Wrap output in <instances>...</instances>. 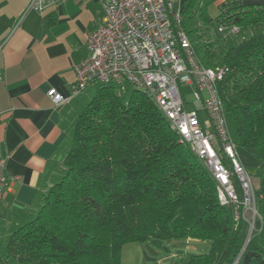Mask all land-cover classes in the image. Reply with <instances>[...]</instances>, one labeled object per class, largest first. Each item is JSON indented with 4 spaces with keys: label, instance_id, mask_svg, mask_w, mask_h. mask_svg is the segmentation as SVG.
I'll return each mask as SVG.
<instances>
[{
    "label": "trees",
    "instance_id": "16d2710c",
    "mask_svg": "<svg viewBox=\"0 0 264 264\" xmlns=\"http://www.w3.org/2000/svg\"><path fill=\"white\" fill-rule=\"evenodd\" d=\"M215 2L214 21L236 25V34L212 36L209 22L196 31L200 1L183 3L181 24L202 62L224 67L218 90L236 150L257 162L250 175L262 195L260 247L236 264H264V1ZM95 86L74 121L61 178L10 235L0 264H120L123 244L146 240L169 251L171 264H232L241 226L218 202L208 170L145 93ZM192 239L207 240L209 250L175 254L167 246Z\"/></svg>",
    "mask_w": 264,
    "mask_h": 264
},
{
    "label": "built area",
    "instance_id": "2783aa9c",
    "mask_svg": "<svg viewBox=\"0 0 264 264\" xmlns=\"http://www.w3.org/2000/svg\"><path fill=\"white\" fill-rule=\"evenodd\" d=\"M58 1L28 0L14 28L29 11L42 12ZM98 2L102 19L84 35L87 56L75 64V79L66 96L49 90L52 101L67 103L97 83H113L120 89L129 85L142 91L208 170L217 200L230 210L235 226L248 221V212L254 221L262 195L254 190L230 133L218 90L225 70L222 65L207 66L199 58L181 24L183 0ZM218 24L222 38L239 31L236 25ZM182 85L191 87L194 100L189 107ZM17 179L7 175L6 160L0 154V195ZM243 250L232 264L240 260Z\"/></svg>",
    "mask_w": 264,
    "mask_h": 264
},
{
    "label": "crops",
    "instance_id": "0c3cea01",
    "mask_svg": "<svg viewBox=\"0 0 264 264\" xmlns=\"http://www.w3.org/2000/svg\"><path fill=\"white\" fill-rule=\"evenodd\" d=\"M27 2L0 0V154L7 175L18 177L0 195V253L10 235L36 216L42 196L61 178L74 121L88 103L87 86L64 104H55L48 92L68 94L74 66L88 53L84 35L102 19L98 0H60L42 12L29 11L14 28ZM258 218L251 237L258 232ZM240 226L241 235L244 228L248 231L247 223ZM139 243L151 254L136 251L130 264H159L168 256L161 255L169 251L157 243ZM253 253L246 249L244 258Z\"/></svg>",
    "mask_w": 264,
    "mask_h": 264
},
{
    "label": "rangeland",
    "instance_id": "374dc122",
    "mask_svg": "<svg viewBox=\"0 0 264 264\" xmlns=\"http://www.w3.org/2000/svg\"><path fill=\"white\" fill-rule=\"evenodd\" d=\"M191 2L195 7H197L199 5V1L201 2V8L199 9V15H200V27L196 24V22L193 23L194 29L196 31H198L199 29H203L205 24H207L208 22L211 23L210 26V31L212 36L214 35L215 37H220L221 33L218 30V26L219 24H217V22L214 21L215 16L218 14L219 12V7L216 4L215 0H184V2ZM264 1V0H262ZM183 2V3H184ZM198 29V30H197ZM129 86V85H127ZM184 95H185V99L187 101V107H189L190 103L193 102L194 97L193 94L191 92V87L188 85H182L181 86ZM96 90V86L95 84H89L86 89H84L83 95L84 97L87 98V100L89 101L90 98L94 95ZM118 93L120 95V97L122 98V100H126L127 98V94L125 91L123 90H118ZM228 124H229V129H230V133L233 136V128L231 125V122L228 120ZM239 153L241 154V158L242 161L244 163V166L246 167L247 171L251 174L254 175L255 170H256V166H257V162L256 160L249 154L247 153L245 150L239 149ZM252 178V177H251ZM253 183V181H252ZM254 186V183H253ZM254 190L256 191V186H254ZM257 192V191H256ZM258 207L256 209L259 210L258 213V217H260V219L258 218L256 221V229L258 230V232H255V234L251 237L252 231H253V226H251V223L253 222L254 225V221H252V217L250 212L247 213V217L249 218L248 221H244V223H247V228L248 231H246V229L244 228L242 230V247L243 249H248L250 251H256V249H258L260 247V240H259V231L261 228V216H262V204L260 201L257 202ZM257 210V211H258ZM260 214V216H259ZM241 224V223H240ZM240 227V225H239ZM251 237V239H250ZM250 239V242H249ZM193 243L192 244H196L194 246L191 247H186L187 243H176L175 241H170L168 242L167 246L170 250V252H173L175 254L178 253H184V252H191V253H204L207 252L209 250V242L207 240H195L192 239L191 240ZM148 244V243H146ZM245 249V250H246ZM245 250L244 253H245ZM138 251L140 252V254L145 253L147 256H149L151 254V252L149 250H146L145 248V243H139V242H127L125 244H123V246L121 247V253H120V261H122V264H130L128 261L133 259V254ZM168 255L170 256V253L167 252H161V255ZM165 256V258L159 263V264H170L173 261L174 257H168ZM168 259H167V258ZM244 255H241L239 257V259L243 258ZM245 259V258H244ZM243 259V260H244ZM141 260H142V256H141ZM132 264V263H131ZM148 264H151L148 263ZM257 264V263H254Z\"/></svg>",
    "mask_w": 264,
    "mask_h": 264
}]
</instances>
